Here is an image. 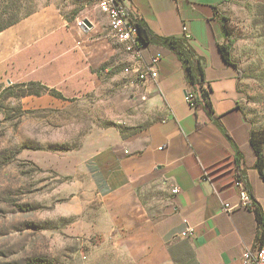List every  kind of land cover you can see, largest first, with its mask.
Wrapping results in <instances>:
<instances>
[{"label":"crops","instance_id":"1","mask_svg":"<svg viewBox=\"0 0 264 264\" xmlns=\"http://www.w3.org/2000/svg\"><path fill=\"white\" fill-rule=\"evenodd\" d=\"M228 1L123 0L157 37L182 38L187 28L185 39L204 68L207 97L198 107L186 101L183 65L164 53L158 83L140 82L155 120L127 138L105 132L94 151L86 145L78 153L31 158L85 190L66 207L81 224L78 235L127 239L121 253L138 264H243L247 247L264 246V233L258 232L259 217L264 222V170L257 168L253 128L243 114L239 72L218 48ZM97 33L95 27L85 32L64 22L53 9L19 21L0 33V85L38 91L20 98L25 111L59 110L88 98L113 51L107 39H95ZM239 180L255 209L223 212L224 203L237 202Z\"/></svg>","mask_w":264,"mask_h":264},{"label":"rangeland","instance_id":"2","mask_svg":"<svg viewBox=\"0 0 264 264\" xmlns=\"http://www.w3.org/2000/svg\"><path fill=\"white\" fill-rule=\"evenodd\" d=\"M100 0H0V28L46 9L64 22L88 20L113 51L101 67L100 83L88 98L59 110L25 111L20 98L36 89L0 85V264H138L120 248L131 241L84 238L67 205L85 190L31 161L35 155L94 151L105 132L122 138L156 119L145 101L144 84L118 41ZM221 44L233 43L244 94L243 114L264 150V0H229L223 13ZM221 38V39H222Z\"/></svg>","mask_w":264,"mask_h":264},{"label":"built area","instance_id":"3","mask_svg":"<svg viewBox=\"0 0 264 264\" xmlns=\"http://www.w3.org/2000/svg\"><path fill=\"white\" fill-rule=\"evenodd\" d=\"M99 9L108 19L110 28L128 53L131 61L140 65L141 72H139V70L137 71L139 73V81L144 84H157L159 81L158 65L162 60V55L154 54L148 61L145 59V48L143 42L140 40L139 31L136 25L139 22V19L130 14L129 10L123 3V0H100ZM77 25L78 28L82 30L83 22L80 21ZM183 33L186 39H190L185 26L183 28ZM195 100V93L188 88L186 101L194 107ZM162 149L164 148H161V150ZM236 187L238 189L237 202L234 204L224 203L222 211L229 213L238 208L254 210L255 205L244 183L237 181ZM173 192L177 193L178 189L174 187ZM187 231L189 235L192 233V229H188ZM242 261L243 264H264V246L255 249L247 247L244 250Z\"/></svg>","mask_w":264,"mask_h":264},{"label":"trees","instance_id":"4","mask_svg":"<svg viewBox=\"0 0 264 264\" xmlns=\"http://www.w3.org/2000/svg\"><path fill=\"white\" fill-rule=\"evenodd\" d=\"M16 23L18 22H14L4 28H0V33L4 31L5 29L15 25ZM136 25L139 31L140 40L143 42V45L145 48L144 55H145L146 60L147 61L149 60L150 54H161L162 55L164 53H173L174 55H176L178 60L183 65V68L186 74L187 84L189 88L195 93L196 100L194 102V107H198L200 104H202V100L200 98L207 97V93L205 90L204 68L201 62L195 58L185 37L160 38V37L153 35L152 32L149 30V28L141 21H139ZM232 46H233V43L229 41L228 43H225V44H221V45L219 44L218 48H219L221 57L223 58L225 63L238 70L237 65L232 61V56H231ZM38 94L39 93L36 90L35 92H27L23 96L38 95ZM204 105L208 109V114L210 118L214 120L216 125L221 129L222 133L229 140H231L229 134L223 129L219 121L216 118H214L210 105L208 103H204ZM250 141H251V145L253 146L255 150V153L257 154L259 158V163L257 164V168L259 169L261 173H263V170H264L263 147H262V143L258 141L253 131L251 133ZM258 228H259L258 230L259 234L260 235L261 233L263 234L264 233V222L260 217H259V222H258Z\"/></svg>","mask_w":264,"mask_h":264},{"label":"water","instance_id":"5","mask_svg":"<svg viewBox=\"0 0 264 264\" xmlns=\"http://www.w3.org/2000/svg\"><path fill=\"white\" fill-rule=\"evenodd\" d=\"M92 28H93V26L88 20L83 21V27H82L83 31L87 32V31L91 30Z\"/></svg>","mask_w":264,"mask_h":264}]
</instances>
